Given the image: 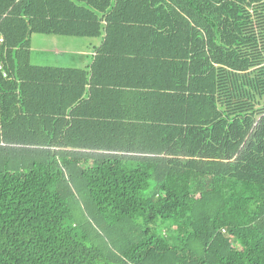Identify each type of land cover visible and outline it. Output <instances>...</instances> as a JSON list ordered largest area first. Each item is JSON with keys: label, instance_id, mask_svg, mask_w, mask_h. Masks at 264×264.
<instances>
[{"label": "trees", "instance_id": "trees-1", "mask_svg": "<svg viewBox=\"0 0 264 264\" xmlns=\"http://www.w3.org/2000/svg\"><path fill=\"white\" fill-rule=\"evenodd\" d=\"M0 34V264H264V0H0Z\"/></svg>", "mask_w": 264, "mask_h": 264}, {"label": "rangeland", "instance_id": "rangeland-1", "mask_svg": "<svg viewBox=\"0 0 264 264\" xmlns=\"http://www.w3.org/2000/svg\"><path fill=\"white\" fill-rule=\"evenodd\" d=\"M32 44L34 47L32 63L36 65H51V66H66L69 68H74V51L90 48L93 44L96 47L99 46L101 42L99 39H87V38H74V37H64V36H52V35H40L34 34L32 37ZM58 39L59 44L55 41ZM59 48L60 50L67 51L68 56H64V59H58L59 57L54 54L44 53L43 48ZM66 60H71L70 62Z\"/></svg>", "mask_w": 264, "mask_h": 264}, {"label": "crops", "instance_id": "crops-1", "mask_svg": "<svg viewBox=\"0 0 264 264\" xmlns=\"http://www.w3.org/2000/svg\"><path fill=\"white\" fill-rule=\"evenodd\" d=\"M55 41L59 44L60 42L58 41V39H55ZM100 45V43H99ZM98 47V46H97ZM95 45H91L90 48L86 47L85 49H80V50H76L74 51V59L72 60V62L74 63V68H87L93 60V57L95 55ZM44 53H49V54H54L55 56L59 57L58 59H64V56H68L66 53L67 51L64 50H60L59 48L55 47L53 49L50 48H43L42 49ZM33 51H34V47L32 44V38H31V62L33 59ZM67 61H71V60H66L65 63ZM33 64V63H32ZM35 66H41V67H61V68H69L66 66H51V65H36L33 64Z\"/></svg>", "mask_w": 264, "mask_h": 264}, {"label": "built area", "instance_id": "built-area-1", "mask_svg": "<svg viewBox=\"0 0 264 264\" xmlns=\"http://www.w3.org/2000/svg\"><path fill=\"white\" fill-rule=\"evenodd\" d=\"M5 47V38L0 34V55ZM0 71L3 73V77L7 78L8 74L4 69V64L0 63Z\"/></svg>", "mask_w": 264, "mask_h": 264}]
</instances>
